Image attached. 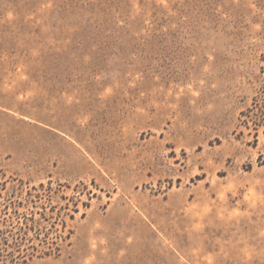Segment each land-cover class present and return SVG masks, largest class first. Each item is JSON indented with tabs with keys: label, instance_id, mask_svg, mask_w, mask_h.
<instances>
[{
	"label": "rangeland",
	"instance_id": "obj_1",
	"mask_svg": "<svg viewBox=\"0 0 264 264\" xmlns=\"http://www.w3.org/2000/svg\"><path fill=\"white\" fill-rule=\"evenodd\" d=\"M23 230L70 234L28 264H264V0H0V264Z\"/></svg>",
	"mask_w": 264,
	"mask_h": 264
},
{
	"label": "trees",
	"instance_id": "obj_2",
	"mask_svg": "<svg viewBox=\"0 0 264 264\" xmlns=\"http://www.w3.org/2000/svg\"><path fill=\"white\" fill-rule=\"evenodd\" d=\"M70 234L65 236L63 233H57L55 236L51 237L48 232L44 233L42 235V231H36L34 235H30L28 230H23L22 234H12L13 237V247L14 250L8 251L6 254H10L12 256L13 264H28V258L32 259L35 254L32 252L31 254L27 253L28 248L37 249V246L35 245V241L38 239L40 243L45 244L47 247L46 250L40 253V255H51V254H59L61 251V243L60 240H65V238L69 237ZM10 236V235H9ZM5 240L9 241L8 237L5 236ZM10 245L9 242H6ZM23 249L25 250V253L23 254ZM0 251V256L3 255ZM17 252V253H16ZM5 254V253H4ZM27 255H30L27 258ZM20 259L22 260V263H20Z\"/></svg>",
	"mask_w": 264,
	"mask_h": 264
}]
</instances>
